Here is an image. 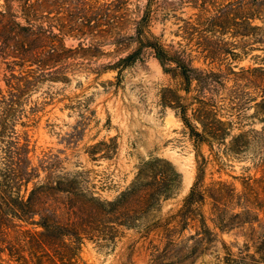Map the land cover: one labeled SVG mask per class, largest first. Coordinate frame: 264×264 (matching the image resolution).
Segmentation results:
<instances>
[{
  "label": "trees",
  "instance_id": "16d2710c",
  "mask_svg": "<svg viewBox=\"0 0 264 264\" xmlns=\"http://www.w3.org/2000/svg\"><path fill=\"white\" fill-rule=\"evenodd\" d=\"M2 1L0 23L7 19L10 25L9 36L0 37L12 59L2 103L7 104L10 116L19 117L39 85L58 81V68L50 71L64 58L57 35L35 23L46 17L58 23L62 9L58 0ZM118 2L103 7L109 20ZM151 2L147 1L136 22L138 48L96 73L117 71L119 83L124 67L148 48L162 71L179 80L177 88L162 90L160 103L181 121L194 150L195 180L178 213L179 222L186 225L205 200L202 183L207 160L202 146L214 156L250 153L264 178V128L234 133V125L240 126L245 118L264 122V0H187L196 13L177 23L176 49L165 47L146 31ZM69 26L55 27L66 32ZM253 52L263 56H251L253 64L248 67L235 64ZM199 61L206 69L193 66ZM46 98L51 96L46 93ZM114 143L95 144L87 153L109 158L116 151ZM8 144L0 148V264H82L81 249L87 241L113 247L122 230L140 229L146 234L156 230L162 204L176 196L181 186V176L173 166L153 157L141 162L130 184L107 201L92 190L84 173L64 172L56 156L45 155L34 165L27 144L15 137ZM259 210L264 212V206ZM261 224L263 236L253 246L254 253L237 259L228 255L222 264H264V217ZM167 226L163 224V229L169 235Z\"/></svg>",
  "mask_w": 264,
  "mask_h": 264
},
{
  "label": "rangeland",
  "instance_id": "374dc122",
  "mask_svg": "<svg viewBox=\"0 0 264 264\" xmlns=\"http://www.w3.org/2000/svg\"><path fill=\"white\" fill-rule=\"evenodd\" d=\"M147 1L121 0L109 20L103 7L115 0H58L62 9L58 23L47 17L35 23L57 35L64 58L50 71L58 68V81L39 85L19 117L10 116L7 104L2 103L12 59L0 37V148L8 147L15 137L20 144H27L34 165L45 155H54L64 172L84 173L92 190L107 201L130 184L138 165L149 158L166 160L180 174V189L162 204L157 214L161 224L156 230L148 234L140 229L122 230L113 247L101 248L87 241L81 249L82 264H222L228 255L237 259L246 252L253 254V246L263 236L264 217L259 210L264 206V178L257 161L250 153L234 158L214 156L202 146L207 160L202 183L205 200L197 206L193 220L184 225L178 213L195 180L194 150L181 121L160 103L162 90L177 88L179 80L162 71L148 48L142 49L136 62L124 67L119 83L117 71L96 73L138 48L135 27ZM0 10H4L2 0ZM195 13L187 0H152L146 31L165 47L176 49L180 40L175 35L177 23ZM57 24L58 28L70 26L62 32L57 31ZM9 25L7 19L0 23L1 35L9 36ZM254 55L263 56L253 52L235 64L251 66ZM193 66L206 69L200 61ZM234 126V133L237 129L259 131L264 122L245 118L240 126ZM110 140L116 151L109 158L88 155L91 146L109 144ZM183 167L190 173L188 186L183 182ZM246 209L249 211L244 214ZM163 224H168L169 235Z\"/></svg>",
  "mask_w": 264,
  "mask_h": 264
},
{
  "label": "bare ground",
  "instance_id": "6f19581e",
  "mask_svg": "<svg viewBox=\"0 0 264 264\" xmlns=\"http://www.w3.org/2000/svg\"><path fill=\"white\" fill-rule=\"evenodd\" d=\"M182 172H183V182L186 184V186H188L190 184V173L188 169L184 167L182 168Z\"/></svg>",
  "mask_w": 264,
  "mask_h": 264
}]
</instances>
